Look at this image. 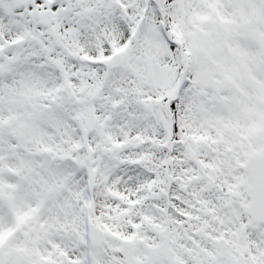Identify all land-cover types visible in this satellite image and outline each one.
I'll list each match as a JSON object with an SVG mask.
<instances>
[{
    "label": "snow or ice",
    "instance_id": "1",
    "mask_svg": "<svg viewBox=\"0 0 264 264\" xmlns=\"http://www.w3.org/2000/svg\"><path fill=\"white\" fill-rule=\"evenodd\" d=\"M0 264H264V0H0Z\"/></svg>",
    "mask_w": 264,
    "mask_h": 264
}]
</instances>
